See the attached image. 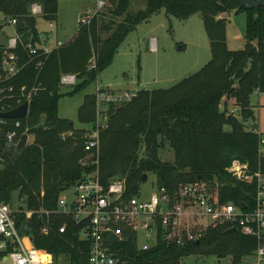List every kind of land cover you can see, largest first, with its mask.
Returning <instances> with one entry per match:
<instances>
[{
	"label": "trees",
	"instance_id": "obj_1",
	"mask_svg": "<svg viewBox=\"0 0 264 264\" xmlns=\"http://www.w3.org/2000/svg\"><path fill=\"white\" fill-rule=\"evenodd\" d=\"M109 2L110 6L93 16L89 25L78 27L72 40L43 57L42 66L29 58L20 42L18 51L27 65L5 82L14 86L15 94H20L23 86L28 91L37 86L38 90L32 95L29 115L23 119L34 141L7 153L0 167V202L12 203L18 195L21 209L16 219L20 232L28 234L36 248L52 254L53 263L66 256L71 264H88L89 243L79 236L82 224L57 212V208L61 194L85 172L96 168L94 164L83 165L87 155L84 133L94 126L97 117L96 94L85 95L78 109V119L85 127L75 128L71 120L59 116V101L64 95L61 78L77 75L78 81L69 94L87 89L112 63L129 33L158 11L182 20L199 13L210 40L211 59L169 88L140 89L132 101L109 105V126L101 133L99 157L103 183L125 179L130 197L140 194L145 174H154L156 185L170 194L182 183L204 179L218 186L223 201L249 210L257 202V177L239 180L227 167L240 160L247 162L252 172L264 174V154H259L260 134L264 133L246 124L255 116L252 94L264 93V5L247 9L238 0H147L145 9L132 12L130 0ZM34 3L42 6L41 15L46 21L58 20L59 0H0V57L4 45L1 36L10 19L17 20L16 29L23 42L31 37L33 41L38 39ZM241 11L247 12L246 42L243 49L234 50L227 43L229 19L221 15ZM93 53L96 68L92 69ZM226 97L235 100L241 119L234 115L229 118L221 110ZM0 106L11 110L18 104L7 96ZM15 121L9 119L10 123ZM166 145L174 150V161L161 158ZM27 211L33 212L30 219ZM44 225L50 228L48 234L42 232ZM63 225L65 232L60 233ZM229 229L227 225L210 228L199 243L186 247L161 242L146 251L139 250L136 237L131 236L127 242L117 244L124 250L119 264H183L190 255L231 257L239 262L255 251L258 240ZM5 256L0 252V261Z\"/></svg>",
	"mask_w": 264,
	"mask_h": 264
},
{
	"label": "built area",
	"instance_id": "obj_2",
	"mask_svg": "<svg viewBox=\"0 0 264 264\" xmlns=\"http://www.w3.org/2000/svg\"><path fill=\"white\" fill-rule=\"evenodd\" d=\"M105 3L106 0H101L100 6ZM32 12L42 14V6L34 3ZM92 19L93 15L89 14L79 16V26L89 25ZM16 23V19L7 22L13 27L14 36L8 37V43L3 45V54L0 57V102L9 96L16 99L20 106L25 102L31 104L32 95L38 87L28 91L26 86H23L21 93L15 94L14 86L5 84L7 80L19 75L27 65L18 51L19 43L23 44L29 58L38 60V66H42V58H47L67 41L56 36L57 24L55 21H49L51 30L38 29V39L33 41L34 38L31 37L28 42H23L22 34L16 29ZM153 48L155 49V45ZM90 67L96 68V59ZM77 81L76 74H65L61 78V83L67 86H74ZM95 94L97 117L94 126L84 136L83 145L87 154H97L92 162L96 168L85 172L76 184L61 194L57 208V212L69 215L82 224L79 236L89 243L88 264H119L124 250L117 244L127 242L131 236L136 237L139 250L153 249L161 242L186 247L200 241L210 228L224 225L237 227L244 235L256 237L257 247L251 255L239 262L231 257L214 258L213 264H264V174L251 173L247 163L240 160H234L227 167V171L239 180L251 181L257 177V202L256 206L249 210L223 201L218 186L204 179L182 183L172 194L165 187L157 186V192L148 198H142L140 194L129 197L125 179L114 178L107 185L102 181L99 168L101 133L109 126V105H123L132 101L138 90L118 91L98 86ZM5 111L9 110L0 106V113ZM29 113L24 118H16L14 123H10L9 118L0 116V167L6 161L7 153L18 149L24 134H28L26 145L32 141L30 128L23 122ZM8 126L12 128L6 129ZM259 145L260 152L264 153V134H260ZM83 165L88 163L84 161ZM20 209L18 206L14 208L12 203L0 202V252L6 253V257L10 258L13 264H52V255L36 248L30 236L20 232L16 219V213ZM32 215V211L26 212L27 219ZM204 221H207V224ZM65 229L66 225L61 226L60 233H64ZM49 231L48 225H44L42 232L48 234ZM44 254L50 258H44Z\"/></svg>",
	"mask_w": 264,
	"mask_h": 264
},
{
	"label": "rangeland",
	"instance_id": "obj_3",
	"mask_svg": "<svg viewBox=\"0 0 264 264\" xmlns=\"http://www.w3.org/2000/svg\"><path fill=\"white\" fill-rule=\"evenodd\" d=\"M100 1L59 0L56 36L67 43L72 40L78 31L79 16L86 14L96 16L110 6L109 0H106L103 6H100ZM130 3L129 11L132 12L145 9L147 6V0H130ZM32 14L37 17V27L41 31L52 29L49 26V21H46L41 14L33 12ZM246 30L247 12L231 13V19L227 26V43L230 49L239 50L245 47ZM13 36V27L6 23L1 36L2 43L7 44L8 37ZM153 39L156 42L155 49L152 44ZM53 42L54 40H52ZM95 59L96 56L93 53L90 66ZM210 59V40L199 13L187 20H182L167 16L164 10L158 11L129 33L119 46L112 63L99 74L87 89L76 94H69L68 92L73 90V86L61 85L64 95L59 101V116L71 120L75 128H83L85 125L78 119V109L83 104L85 95L94 93L98 86L118 91L169 88L199 71ZM225 99L221 102V110L226 111L229 116L234 115L241 119L239 111L233 112L229 107L224 108ZM251 101L255 116L248 119L246 124L250 128L257 127L261 133H264V93H254L251 96ZM86 135L87 132L84 133V136ZM31 138L32 141L29 144L34 141V137ZM160 154L164 161H174L175 159V152L169 145H166ZM259 154L262 157L264 153L260 152ZM85 161L91 165L93 155L87 154ZM247 165L249 171L254 173L248 163ZM157 188L156 176L149 174L147 181L141 185L140 195L142 198H148L157 192ZM17 199L18 195L16 194L12 201L14 208L20 204V200ZM204 223L207 224V221ZM182 262L183 264H213L212 258L205 255L186 256ZM0 264H12V260L10 258L2 259ZM52 264H70V260L63 256Z\"/></svg>",
	"mask_w": 264,
	"mask_h": 264
},
{
	"label": "water",
	"instance_id": "obj_4",
	"mask_svg": "<svg viewBox=\"0 0 264 264\" xmlns=\"http://www.w3.org/2000/svg\"><path fill=\"white\" fill-rule=\"evenodd\" d=\"M238 2L242 7H245L247 9H253V8L264 5V0H238ZM29 108H30L29 102H25L22 105L14 108L12 110L0 113V116L4 117V118H9V119L24 118L29 113ZM229 118H231V116H229ZM70 124L73 125L74 123L70 122ZM27 141H28V134H24L21 138L19 145H18V150L24 148L27 144ZM147 179H148V175L145 174L143 177V182L147 181ZM28 225H29V227H31L30 223ZM229 230L230 231H237L238 228L232 227ZM197 243H199V241ZM212 262L215 263V259H213Z\"/></svg>",
	"mask_w": 264,
	"mask_h": 264
},
{
	"label": "crops",
	"instance_id": "obj_5",
	"mask_svg": "<svg viewBox=\"0 0 264 264\" xmlns=\"http://www.w3.org/2000/svg\"><path fill=\"white\" fill-rule=\"evenodd\" d=\"M100 3V2H99ZM226 15V16H225ZM227 17L228 19H229V21H230V19H231V14H222L221 15V17ZM56 22V24H57V21H55ZM39 29V28H38ZM40 30V29H39ZM56 30H58V24H57V29ZM41 31V30H40ZM4 35H5V33H4ZM155 40L153 39V41H152V44L153 45H155ZM155 48H156V45H155ZM140 90V89H139ZM95 93V92H94ZM255 93H259V92H255ZM253 95V94H252ZM225 99V98H224ZM251 105H252V101H251ZM223 106H224V108H227V107H229V108H231V110L234 112L235 110L236 111H238V107L235 105V100L233 99V98H227L226 97V99H225V101L223 102ZM253 106V105H252ZM235 111V112H236ZM258 131H259V129H257ZM260 132V131H259ZM261 133V132H260ZM43 251H45V250H43ZM52 255V254H51ZM3 259H8V257H4ZM52 259H53V255H52ZM214 259V258H213ZM213 261V260H212ZM213 263V262H212ZM13 264V263H12ZM71 264V263H70Z\"/></svg>",
	"mask_w": 264,
	"mask_h": 264
},
{
	"label": "bare ground",
	"instance_id": "obj_6",
	"mask_svg": "<svg viewBox=\"0 0 264 264\" xmlns=\"http://www.w3.org/2000/svg\"><path fill=\"white\" fill-rule=\"evenodd\" d=\"M48 257L50 258V256H49V255H47V254H44V258L48 259Z\"/></svg>",
	"mask_w": 264,
	"mask_h": 264
}]
</instances>
